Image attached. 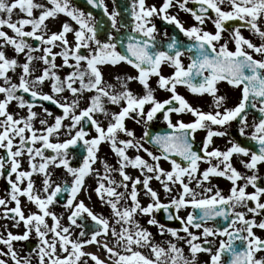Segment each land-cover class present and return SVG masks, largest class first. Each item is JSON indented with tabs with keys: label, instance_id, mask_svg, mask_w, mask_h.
I'll return each mask as SVG.
<instances>
[{
	"label": "snow or ice",
	"instance_id": "6c2138e0",
	"mask_svg": "<svg viewBox=\"0 0 264 264\" xmlns=\"http://www.w3.org/2000/svg\"><path fill=\"white\" fill-rule=\"evenodd\" d=\"M86 2L102 8L111 21L113 31L104 39L99 37L98 27L92 23V13H85L73 0H0V81H3L0 83V149L4 150L0 155V177L10 186L7 192L10 200L0 198V206L4 209L3 217L15 221L13 226L23 222L25 228L21 234L8 231L6 238H0V243L7 247V252L0 250V256H9L14 264H32V250L21 257L12 242L27 241L34 232L38 239L34 249L36 264H81L83 257L94 264H197L199 253L210 254L206 264H264V256H257L264 252V238L254 231L256 228L264 230V219L256 220L257 216H264L261 200L264 186L259 183L264 179L259 174V165L264 164V0H162L159 6L148 5L146 0H130L127 9L130 23L121 21L120 27H117L120 13H109L104 0ZM190 3L195 7H189ZM171 8H177V13H171ZM15 10L23 13L24 18L13 21ZM34 10H39L38 16H34ZM180 11L190 14L195 23L185 27L178 18ZM60 15L68 17L78 27L64 21L59 31H52L45 22ZM154 18L174 26L173 34L169 36L165 29L166 39L158 41ZM230 21L239 23L229 26ZM207 23L212 24L214 31L205 29ZM25 26H31V30H25ZM5 27L15 35L9 36L3 30ZM121 28L129 31L122 34ZM242 28L259 37L261 43L246 38ZM69 33L72 43L67 38ZM224 33L228 34L227 39ZM181 35L186 40L180 39ZM27 38L38 41L39 46L34 47ZM229 43L234 45V50L229 48ZM5 46H11L16 56L23 54L24 62L20 63L15 56L9 58ZM54 47L61 51L53 53ZM41 50L39 57L33 55ZM186 55L187 65L183 60ZM57 56L62 57L59 65L55 63ZM34 60L43 62L39 75H34ZM121 64L135 69L137 75L114 74L113 79L119 85L117 90L116 84L105 79L102 66L115 68ZM164 65L173 70L170 75L163 74ZM17 68L21 69L18 82H13L8 73H15ZM63 68L71 71L61 78L57 70ZM152 77H156V88L149 83ZM45 81L50 82L51 93L42 91ZM132 81L142 86V93H134L128 87ZM220 82L240 90L237 104L227 106V97L221 95L218 88ZM178 86L186 87L194 96H210L212 110L205 112L194 107L178 92ZM157 89L170 95L163 100L157 99ZM65 91L71 98L61 95ZM86 92L92 95L81 108ZM24 94L31 100H26ZM14 101L18 108L27 109L25 116L9 111ZM37 101L50 102L61 110L60 114L53 116ZM106 104L119 110L113 111ZM35 107H40L44 116L52 117L53 122L49 124L47 119L41 118L42 127L36 129L33 126L38 116L33 111ZM250 111L255 112L251 124L248 121ZM158 114L171 131L155 134L149 131L148 125ZM173 114L177 117L175 121ZM98 115L107 120L106 126L103 120L96 118ZM183 115H190L192 119L185 122L179 118ZM65 120L69 123L64 124ZM127 120L144 126L140 137L126 126ZM233 121L238 124L239 135L253 142V146H244L229 138L225 150L210 148L214 137L228 135L226 130L218 128L225 129ZM62 129L67 138L61 141ZM200 130L206 135L197 148L196 133ZM92 131L95 135H90ZM52 137L56 142H52ZM17 138L18 143H15ZM37 143L40 147L35 146ZM103 143H107L117 157L115 166L98 157ZM77 148L82 150L80 164L72 166L71 160L77 159L73 150ZM129 149L136 155L129 156ZM47 150L52 154L45 155ZM234 155L248 158L239 161L247 170L245 173L234 166ZM24 156L27 157V170L21 169L20 158ZM37 157L40 158L38 163ZM98 159L103 174L93 167ZM161 161L168 162L170 168L162 167ZM201 163L208 165L202 171ZM50 165L62 167L71 181H53ZM129 168L137 169L140 175H130L126 171ZM113 172L119 175V181L111 176ZM93 173L96 179L93 191L110 209L108 217L94 212L84 200L78 199L82 190L88 193L85 178ZM34 174L42 176L39 190L34 187ZM212 177L230 181L227 195L211 185ZM25 180L26 185L21 187ZM153 180L169 197L167 203L151 186ZM193 181L194 187L190 186ZM176 185H179L177 194L172 195ZM138 186L150 201L147 205H142L138 199ZM249 186L254 191L247 192ZM118 188L124 191H117ZM62 196L66 197L60 206L68 212L67 225L50 209L51 205L60 203ZM20 197L34 204L37 211L25 215ZM10 201L14 202V207H8ZM189 208L191 211L186 216L179 215L181 209ZM237 208H244L246 212L237 211ZM161 209L168 213V220L180 221L179 231L185 236L155 219L153 213ZM247 213L252 214L251 218ZM138 215L149 217L147 224L156 226L161 236L167 233L175 240H183L190 255L186 257L183 248L172 240L167 241L166 248L156 243L153 234L136 218ZM46 217L51 218V225ZM219 220L226 224H218ZM76 228L80 231L73 238ZM190 229L200 232L196 234ZM217 236L225 239H220L213 251V241L208 237ZM201 238L203 243L198 242ZM91 244L98 250L103 249L106 259L83 250ZM0 264H7V261L0 259ZM83 264L88 261L84 260Z\"/></svg>",
	"mask_w": 264,
	"mask_h": 264
},
{
	"label": "flooded vegetation",
	"instance_id": "af4514ba",
	"mask_svg": "<svg viewBox=\"0 0 264 264\" xmlns=\"http://www.w3.org/2000/svg\"><path fill=\"white\" fill-rule=\"evenodd\" d=\"M104 2H105V5L108 8V12L109 13H111L113 11H117V12L120 13V15L117 17V27H120L121 21H123L125 24H129L130 23L129 15L124 17L121 14L122 11H124V10L127 11L129 3H130V0H104ZM73 3L75 5H77L78 7H80L85 13H89L88 11H92V9H98L97 7H93V6L89 5V4H87L86 0H73ZM146 3L148 5L156 4L157 6H159V4L162 3V0H146ZM188 6L189 7H195L191 3ZM86 8H88V10ZM169 11L171 13L175 14V13H177V8H171ZM38 14H39V10H34V16H38ZM0 15H2V14H0ZM92 16H93L92 23L97 25L98 18L96 16H94V15H92ZM105 16L107 17L108 21H107V25L105 27V30L98 34L101 39H104L108 32L113 31V29L111 28V21L109 20L108 15L105 14ZM19 18H24V14L20 13L19 10H15L14 13H13L12 19H13V21H15V20H17ZM65 18H68V17H65ZM178 18L184 23L185 27H189L190 25L195 23V21L192 19L190 14L182 12V11H180L178 13ZM50 20H51V18H49V20H47L46 22L48 24V27L51 29L52 26H53V22L50 21ZM68 22L70 24H72V26L78 27V25H76L75 22L71 21L69 18H68ZM153 22L156 24L157 30L159 32V35L157 36V40L158 41H163L164 39H166L164 37V35H163V32H164L165 29L167 30V33H168L169 36H171L173 34L174 26L165 24L159 18H154ZM51 23H52V26H51ZM235 23H239V22H236V21L228 22L229 26H231L232 24H235ZM204 27H205L206 30L214 31V28H213L211 23H207ZM4 29H5L4 31H6L9 36H14L15 35L10 29H7L6 27ZM25 29L31 30V26H25ZM127 31H129V29L121 28V33L122 34L126 33ZM241 31H242V34L246 38L252 40L254 43H256V44H260L261 43L260 38L255 36V35H253L247 28H242ZM223 36H224V39L228 38V34L227 33H224ZM27 39L29 40V42L34 47L39 46V42L38 41L32 40L31 38H27ZM180 39L186 40V38H184L182 35L180 36ZM0 42H2V41H0ZM223 42H224V40L222 39L221 43H223ZM40 47L42 48L43 46H40ZM9 48H11V50L14 52V50H13V48L11 46H9ZM229 48L234 50V45L232 43H229ZM52 51L54 53L56 51V49L53 48ZM6 55L7 56H12V54H7V53H6ZM14 55H16V54H14ZM33 55L36 56V57H39L40 55H42V50L38 51V52H34ZM19 56H23V54H20ZM255 58L256 59H260L261 57L260 56H255ZM183 60H184L185 65H187V63H189V61L187 59V55L183 58ZM122 66H124L127 69L128 75H132V76L137 75L136 70L133 69L132 67H130V66L126 65V64H122ZM119 67H120V65L115 67V68H111L109 66H102V70L103 69H112L110 73H108L107 75H104L105 79H107V80L111 79L112 83H114L115 80L113 79V75L117 73ZM172 71L173 70L171 68H169L167 65L162 66V72H163L164 75H166V76L170 75ZM103 72H104V70H103ZM109 74H111V76H109ZM149 83H150V85L153 88H156L157 87V85H156V77H152L150 79ZM218 88L220 90V94L221 95H226V97H227V106L228 107H232V106H234L235 104H237L239 102V99H240V90L239 89L232 88L226 82H220L218 84ZM177 90L194 107H200L205 112L212 110L209 107L210 104H211V101H212V98L210 96H208V95H205L203 97L194 96L193 94H191L187 90L186 87H183V86H178ZM155 94H156L157 99H160V100L166 99L170 95L169 93H167V92H165L163 90H159V89H157ZM24 97H25L26 100H29V98L27 96H24ZM41 103L43 104L44 108H48L51 112L60 114L61 110L58 107H56L55 105L49 104L48 101H44V102H41ZM37 104H40V103H37ZM107 106H109V105H107ZM254 115H255V112L254 111H250V114L248 116L249 124H251ZM172 118H173V121L177 119L175 114H173ZM179 118H182L185 122H189L192 119V117L190 115H183V116H181ZM132 122L133 123H132V125H130V127L135 132V126H134L135 122L134 121H132ZM153 126L154 127H160V128H167V125L163 121L162 116L160 114H158L157 118L154 119L148 125V129L152 128ZM139 127L142 128L144 126L142 124H140ZM214 127L218 128V126H214ZM237 129H238V124L235 121L231 122V124L229 126H226L225 129H219L218 128V130H226L228 135L223 136V137H214L213 138V144L210 146V148L211 147H217V148H220L221 150H225L229 146L228 145L229 138L234 139L235 141L241 143L244 146H253V142H251L249 140H246L244 137L240 136ZM248 131L250 132L251 128H249ZM205 135H206V132L204 130H200V131H198L196 133V146H197V148H199V146L201 145V142L203 141ZM145 147H148L151 150L155 151V149L152 148V146L149 145V144H145ZM73 151H75L77 153V159L71 160V164H72V166H79V164H80V158L79 157H80V154H81L82 150L77 148V149H74ZM2 153H3V151H2ZM141 153L143 154L144 159L149 160V162H151L150 158L147 157L145 153H143V152H141ZM109 154L110 153L108 151H106V153H105L106 160H107V156ZM110 155H112V154H110ZM176 159L179 160V157H176ZM241 159H245L246 160L248 158L247 157H239V156H235L234 155L232 157V162H233L234 166L241 173H245L247 170L239 163V161ZM213 163H215V160L213 161ZM161 166L164 167L165 169H169L170 168L169 163L165 162V161H161ZM207 166H208L207 164L201 163V165H200L201 171L204 168H206ZM101 174H103V171L101 172ZM247 174L250 175L251 173H247ZM259 174H260L261 177H264V164L259 165ZM114 179H116L117 181L120 180V177L117 176V173H115V172H114ZM3 183H4L5 191L8 192L6 181L4 180ZM86 183H87V181H86ZM238 183L242 184L243 181H239ZM259 183H260L261 186H264V179L260 180ZM0 185H1V182H0ZM211 185L217 186L220 190H222V194H224V195L228 194L229 188L231 187L230 181H228L227 179L221 178V177H212L211 178ZM190 186L194 187L195 186V181H193V183ZM95 187H96V183H95V186L93 187V189ZM178 188H179V185H176L173 188V191H174L175 195L177 194V189ZM119 189L121 191H124L123 188H119ZM196 191L200 192L201 189H196ZM214 191H215V188H214ZM246 191L247 192H252V191H254V189H252L251 186H249L246 189ZM82 193H83V190L80 192V194L78 196V199L82 196ZM158 193L160 194L161 200L163 202L167 203L169 198L166 197V194H164L162 191H159ZM86 195L87 194H85V196ZM140 195H141V192H139V196ZM207 195H211V193H208ZM93 196H94V201H92L91 205L92 206L94 205V207L96 209V212H97L98 207L101 206L102 203L97 198V196H96L94 191H93ZM261 200H262V202H264V197H262ZM140 202H141L142 205H147V203H149L150 201L149 200H145V202H143V201L140 200ZM249 203L251 204V202H249ZM56 205L60 206L61 204L58 203ZM170 211L174 215L176 214L174 209H170ZM189 211H191L190 208L189 209H181L180 212H179V215L180 216H186ZM237 211H245L246 212V209L237 208ZM3 212H4V209H3L2 206H0V238H6L7 237V231L5 230L6 229L5 223H9L12 220V219H9V218H4L3 217ZM11 215L12 214L9 213V216H11ZM167 215H168V213L164 212V210H162V209L160 211H157V212L153 213V216L155 217V219L157 221H159V223L164 224L166 227H171V228L177 229L179 231L182 228V225H181L180 221L179 220H175V219L174 220H168L167 219ZM246 215H247L248 218H251L252 214L251 213H247ZM148 219H149V217L146 218V225L145 226L148 229H151L152 231H155L157 233L156 236H153L156 243H160L161 246L166 248L167 247V241L172 240L173 242H175L177 244L178 247H182L183 248L184 255L186 257L190 255L189 254V250H188V245L183 240H175V238L171 237L167 233H165V235L161 236L159 234V229L156 226L147 224V220ZM261 219H264V216H257L256 217L257 221H259ZM217 223L220 224V225H225L226 224V222L223 221V220H219ZM237 226H239V225H237ZM190 231H193L196 234H199V232H200V230H197V229H190ZM254 231H255L256 235L260 236L261 238H264V230L256 228V229H254ZM179 235L180 236H185L186 234L183 231H179ZM208 239L213 241V245L212 246H213V251H215V248L219 246V240L220 239H225V238L217 236V237H208ZM16 242H18L20 245L18 247H15L13 245V247H14V250L17 251L19 256H21V257H23V256H25V255H27L29 253V251H30L29 249L31 247L29 244H34L35 245V244L38 243V241H37V239H36V237L34 236L33 233L30 234V237H29V239L27 241H16ZM198 242L199 243H203V238H201V240L198 241ZM12 243H14V242H12ZM0 250H3L4 252H7L6 245L0 243ZM141 251L147 252V249H142ZM209 255L210 254H208V253H199L198 256H197V264H206V262L209 261ZM257 256H264V252L258 253ZM0 259L6 260L7 264H14V262L11 260V258L9 256H0ZM32 264H36L35 251L32 252Z\"/></svg>",
	"mask_w": 264,
	"mask_h": 264
},
{
	"label": "rangeland",
	"instance_id": "374dc122",
	"mask_svg": "<svg viewBox=\"0 0 264 264\" xmlns=\"http://www.w3.org/2000/svg\"><path fill=\"white\" fill-rule=\"evenodd\" d=\"M38 15H39V14H38ZM50 21L53 22V26H52V23H51V26H52L51 30H52V31H59L60 28H61V24H62L64 21H68V18H65V16L60 15V16H59L57 19H55V20H53V19L51 18ZM46 24H47V22H46ZM47 25H48V24H47ZM73 27L76 28L75 26H73ZM3 30H5V29H3ZM25 30H27V29H25ZM67 38H68V40H69L70 43L73 42V37H72V34H71V33H69V34L67 35ZM57 43H58V42H57ZM54 48L56 49V51H55L54 53H57V52H60V51H61V48H59V47H54ZM4 51H5V53H7V54H12V56H8L9 58H12V57L15 56V57L18 59V61H19L20 63H23V62H24V55H23V56H16V55H14L15 53L11 50V48H9V46H5ZM70 62H71V61H70ZM55 63H56L57 65L61 64V63H62V57L57 56V57H56V60H55ZM32 67H34V68L36 69L34 75H39V74H40V69H41L42 67H44V65H43V62H42V61H40V60H34V61L32 62ZM103 70H104V75H107L108 73L111 72L112 69H103ZM20 71H21L20 68H17L16 71H15V73H13L12 71H9L8 75L12 77L13 82H18V80H17V76L20 74ZM57 71H58V75H59L61 78H63V77L69 72V71H71V69L63 68V69H58ZM116 74L123 75V74H128V72H127V69H126L124 66H122V64H121L120 67L118 68V71H117ZM109 76H111V74H109ZM31 78H32V77H30V79H31ZM106 80H107V79H106ZM108 81L112 83V80H111V79L108 80ZM0 83H3V81H0ZM113 84H116L117 90H119V85H118V83H117L116 81H114ZM74 86H78V84H77V85H74ZM128 87H129L134 93H142V91H143L142 86H141L140 84H138L136 81H132V82H130L129 85H128ZM41 88H42V91H43V92H45V93H51V85H50V82L45 81L44 84L41 86ZM66 92H67V93H66ZM61 95L64 96V97H69V98H71V94H70L68 91L63 92ZM90 95H92V93H87V92H86V93L84 94V96H85V101H82V102H81V105H80L81 108H82V107H85V105H86V99H87V97L90 96ZM58 98H59V97H58ZM106 107L110 108V109L113 110V111H118V110H119V109L116 108L115 106H111V105L107 106V104H106ZM146 107H147V106H146ZM9 111H11V112H13V113H18L19 116H25V115L27 114V109H26V108H25V109H20V108H18V107L16 106V102H15V101L9 106ZM33 111H35V112L38 113L37 118L33 121V126H34L36 129H40V128L42 127V125H40V123H39V120H40L41 118H45V119H47L48 122H49V124H51V123L53 122L52 117H46V116H44V114H43V112H42V109H41L40 107H35V108L33 109ZM52 113H53V116H55V115H59V114L54 113V112H52ZM96 118H97V119H100V120H103V117H102V116H99V115H98ZM174 121H175V120H174ZM63 123H64V124H67V123H69V121H68V120H65ZM132 123H133V122H132L131 120H127V121H126V126H127L128 128H131L130 125H132ZM103 124H104V126H106V125H107V120H103ZM134 126H135V134H136V136H137V138H138V137H140V136L143 134L144 127L140 128V127H139L140 124H136V123L134 124ZM134 126H133V127H134ZM90 135H95V132L93 131L92 133H90ZM66 138H67V137L63 134V129H62V130H61V134H60V136H59V139L62 141V140H64V139H66ZM122 138H126V137H123V136H122ZM51 139H52V142H56V138H55V137H52ZM15 143H18V138L16 139ZM35 146H36V147H40V144L37 143ZM2 151H4V150H3V149H0V155H2ZM106 151H108L110 154L113 155V156H112V155L109 154V155L107 156V161H108V163H109L110 165L115 166V165H116L117 157L115 156L114 153L111 152V149H110V147H109V145H108L107 143H103V144L100 146V151H99V153H98V157L103 158V159H106V158H105V153H106ZM50 154H52V153H51V150H47V151L45 152V155H50ZM139 154H140L141 156H143V154H142L141 152H140ZM128 155H129V156H134V155H136V153L134 152V150L129 149V150H128ZM113 157H114V158H113ZM143 158H144V157H143ZM20 159H21V169H22V170H27V169H28L27 157L24 156V157H21ZM39 159H40L39 157L36 158V162H37V163L39 162ZM93 167H94L95 169H98V170H100V171L102 172V165H101L99 159L97 160L96 164L93 165ZM49 171H51V172L53 173L51 179H52L53 181H56L57 183L61 182L62 180H68V181L70 182L71 179H72V178H71V177L65 172V170H64L62 167H61V168H54V167H52V166L50 165V167H49ZM126 171H128V173H129L130 175H132V176H135V175H136V176H139V175H140V173H139V171H138L137 169L129 168V169H127ZM111 176L114 178V172L111 173ZM117 176H119V175L117 174ZM14 178H15V175L13 174V179H14ZM32 179H33V181H34V187H35V189H36V190H39V189L42 187V183H41V182H42V176H41L40 174H34L33 177H32ZM86 181H87V183H86ZM0 182H1V185H0V198H4V199H9V200H10V198L7 196V192H6L5 189H4V183H3V182H4V179H3L2 177H0ZM2 183H3V184H2ZM26 183H27V181L25 180L24 183L21 184V187H24V186L26 185ZM95 183H96L95 173H93L92 175L86 177V179H85V187L88 189V193H87V195L85 196V192L83 191L82 196L79 198V199H81V200H84L85 204L88 205V206H89L94 212H96V209H95L94 205H93V206L91 205V203H92V201H94L93 187L95 186ZM105 184H106V186H107V181H105ZM113 186H114V185H113ZM151 186H152L153 188H155L158 192H159V191H162V192H163L161 186H159V183H158L157 181H155V180L151 181ZM174 187H175V186H173V188H174ZM138 189H139L140 192H141V195L138 197V199L141 200V201H143V202H145V200H149L148 197H146V196L144 195V191H143L142 188H140V186H138ZM117 191L122 192L119 188L117 189ZM163 193H164V192H163ZM40 194L42 195V193H40ZM164 194H165V193H164ZM172 195H175V194H174V191H172ZM88 196H91V199H88ZM166 197L169 198L167 195H166ZM20 199H21V207H22V210L24 211L25 215H28L30 212H36V211H37L36 206H35L34 204L28 202V201L26 200L25 197H20ZM123 203H124V201L122 200V201H121V204H123ZM14 206H15L14 202H11V201H10L9 204H8V207L11 208V207H14ZM50 209H51L52 211H54L55 213H57L60 217H62V219H61V223H62V224L67 225V224L69 223L68 220H67L68 212H67L64 208H62V207H60V206H57L56 204H53V205L50 206ZM97 213H103L106 217H108V216H110V209H109L106 205L102 204L101 206L98 207V209H97ZM136 218L139 220V222H140L144 227H146L145 225H146V218H147V216H140V215H138ZM45 219H46V222H47L49 225L52 224V220H51V218L46 217ZM14 224H15V221H14V220H11L9 223H5V226H6V229H5V230H6L7 232L10 231V232H12L13 234H21V233H23V232L25 231V228H24V224H23V222H20L19 225H17V226H13ZM146 228H147V227H146ZM79 231H80V229H78V228H76V229L73 230V238H75V234L78 233ZM149 231L153 234V236H156V235H157V233H156L155 231H152L151 229H149ZM33 234H34V236H35V233H34V232H33ZM49 235H51V234H49ZM35 237H36V236H35ZM36 239H37V237H36ZM109 239H111V237H109ZM37 241H38V239H37ZM13 242H14L13 245H14L15 247H18V246L20 245V244H19L18 242H16V241H13ZM83 250H84L85 252L95 253V254H96L97 256H99L101 259H106V254H105L104 250H103V249L98 250V249H97V246H96L95 244L86 245L85 248H84ZM35 259H36V257H35ZM84 260H87V261H88V264H94V262H92L88 257H83V258H82V262H81V264H83V261H84Z\"/></svg>",
	"mask_w": 264,
	"mask_h": 264
},
{
	"label": "water",
	"instance_id": "95a60500",
	"mask_svg": "<svg viewBox=\"0 0 264 264\" xmlns=\"http://www.w3.org/2000/svg\"><path fill=\"white\" fill-rule=\"evenodd\" d=\"M95 14L98 15V17H99V22H98V30H99L103 26V24L106 22V20H105L104 15H103V13L101 11H99V12H97ZM166 131H171V130L170 129H168V130H160V131L151 130L150 132L152 134H155L157 132L163 133V132H166ZM62 202H64V201H62ZM29 250H32L33 251L34 250V246L33 247H30Z\"/></svg>",
	"mask_w": 264,
	"mask_h": 264
}]
</instances>
